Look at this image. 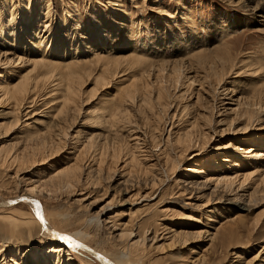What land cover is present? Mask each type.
I'll list each match as a JSON object with an SVG mask.
<instances>
[{"label": "rangeland", "instance_id": "374dc122", "mask_svg": "<svg viewBox=\"0 0 264 264\" xmlns=\"http://www.w3.org/2000/svg\"><path fill=\"white\" fill-rule=\"evenodd\" d=\"M240 1L242 0H0V7L2 6L4 12L0 14V27L3 24V26L8 25L7 22L12 20L13 29H16L13 30L12 37L3 36L5 32L0 34L2 35L0 37V84L6 80L9 83L15 81V78L9 74L11 69L18 71L20 75L33 68L26 62H18L19 60L16 59L10 63L12 54L10 52L6 54L4 51L6 49L3 43H7L6 40L9 38H15V33L18 34L19 29L26 28L25 31H27H24L26 38L21 43L23 48H19L23 51L34 52L38 46V53H53L59 59L56 60L58 62L62 59L58 57H61L63 50L68 52L64 57L73 55L77 57L64 68L36 67V70H33V73L29 75L31 79H34L32 81L34 86L28 87L31 93L27 89L24 93L22 92L25 95L29 94L26 95L25 100L27 103L32 102V105L25 104L18 109L12 105V101L4 102L0 98L1 154H7V150L10 153L20 152L25 143L27 145L31 140L30 135L34 137L36 134L41 135L46 132L48 130L46 124L50 126L52 121L59 122L60 127L73 124L63 149L45 158L38 156L33 164H26L24 167L21 164H11L10 161L1 163L2 155L0 154V194L8 197L19 195L24 192L25 186L38 185L39 179L45 180L56 171L71 166L75 158L83 157L81 163L85 165V169L83 166L84 172L81 179L83 186L81 184L80 188L86 189L84 188L80 196L77 194L72 199L79 200L85 196L87 198L88 195L86 203L93 201L98 208L111 201V206L103 217L108 227L114 222L113 225L117 228L125 226L131 228L128 226L130 224L131 226L134 224L136 228L135 224H140L143 228L155 229L159 235L157 234L158 241L152 244L153 248L150 247L152 248L149 261L151 264H190L199 257L201 252L205 253L209 249L210 238L215 234L213 229H216L219 239L214 245L216 254L212 246V264H263L264 192L261 190L260 193L257 192L255 196L258 198H253L255 201L252 199L254 202L247 203L246 197L257 186L260 178L258 174L263 173L264 170V111L259 116L252 113L253 122L252 120L247 122L246 118L244 119L239 113L243 107H236L237 104L233 100L239 98L240 101H264V0H255V3L263 5L260 13L251 10V7H244ZM11 5V10L17 16L15 20L9 15L13 13L9 12ZM24 15L27 16L24 17ZM20 17L24 19L20 20ZM3 20H5L4 23ZM33 36L35 39L32 43L30 39ZM201 43L205 44V47L211 44L216 45V55L229 58L234 63L232 68L223 66L224 78L221 80L225 88L233 89L236 94L234 93L233 100H228V97H218L215 103L217 108L212 115L211 128L206 125L204 119V116L210 112V105L206 104L210 99L207 87L201 88L195 83L186 94H181L183 91L174 93L172 88L169 89L174 93L171 92L172 96L176 98L173 99V108L171 107L168 111L155 110L153 116L144 120L142 114L136 115L132 112L129 124L132 128L126 124L115 123L114 116H109L107 112L106 101L109 102L112 98V102L117 103L116 90L119 88V81L124 78H119L120 75L116 78L110 75L100 77L102 73L98 69L97 61L91 58L92 53L104 55L105 52L112 51L117 55H123L137 49L149 60L156 55L166 58L165 60H175L190 49L196 54L202 47ZM64 45L65 49H63ZM58 47H63V50H58ZM45 48H47L46 51H44ZM3 52L4 55H2ZM83 54H88L90 57L86 60ZM22 55L24 61L32 57L29 54ZM203 57L205 60L210 57L209 52L204 51ZM117 65L116 67L123 66V64ZM197 90H199L198 93H196ZM75 92L77 95L74 94ZM198 96L201 100L196 102L195 98L198 99ZM184 104L188 106L190 114L186 116L179 114L178 117L175 109L177 108V111L178 108L182 109ZM73 108L75 114L72 115ZM25 112L30 115L23 116ZM63 112H67L66 115L74 117L75 120L72 117H68V121L67 117L63 119V116H66ZM170 114L172 116L175 114L179 119L175 116L172 121ZM59 117L61 122L57 120ZM16 118L18 120L14 122ZM192 119H198V125L207 136L205 135V138L195 144H190V148L183 149L176 143L175 138L184 129L189 128ZM170 123H173L172 127H169ZM248 125L250 127L247 130L244 129ZM169 130L172 134L168 138L170 143L167 145ZM108 134H114L113 138L118 139V142L122 144V152L116 163L108 158L110 157L108 154L100 158L98 151L89 150L87 155L82 154L84 153L82 142L96 136L93 140L97 142L100 140L99 143H101V140L107 137L111 139L114 136H106ZM97 142L94 146L98 150ZM236 148L262 152L261 156L253 158L250 156L251 152L241 154ZM131 154L135 155L139 166L134 168L132 165L126 166ZM233 162L236 164H232ZM111 163H113L112 166ZM257 165H261L258 168L259 171L257 170L259 173L251 177L254 179L244 183V192L236 190L242 182V176L235 180V185L229 191L220 185L214 188L216 183L211 180L212 178L214 180L216 176L222 174L236 177L248 173L247 170L249 173L255 172L254 167H258ZM110 167L114 168L116 174L131 175L132 182L123 184L119 177L115 181H108L106 175L111 173ZM89 169L92 171L90 176L86 173L87 170L90 171ZM200 169L202 170L200 177L204 179L199 178V182L202 180L205 182L207 179L211 182L207 184V181L202 189L192 188L189 183L197 180L195 171ZM94 171L98 172L95 174ZM97 174L98 177H96ZM132 175H135V178ZM87 179L90 180L88 182H91V187L89 183H86ZM153 179L156 184L151 186L149 182ZM95 181L100 183L95 184ZM102 190L107 191L108 198ZM137 192L140 193L135 194ZM145 193L148 194L146 195L148 198L144 197L141 200ZM236 194L237 196L243 194L240 203L234 201ZM45 195L47 193L42 191L34 200L38 208L48 215L58 210L72 219L70 223L59 224L62 233L66 234L80 227L83 219L81 208L70 204L71 201L60 200L59 202L56 198L50 199ZM256 201L257 204H255ZM20 203L15 206V209L20 213H26V206L23 202ZM165 210H168V213L162 212ZM4 223L8 226V223L0 218V227ZM49 225L53 228L50 223ZM180 230L194 235L197 234L195 232H201L200 235H202H197L198 237L195 235L193 241L180 245L179 241L176 243L172 238V231L177 233L181 232ZM2 233L0 232V244L4 245L3 249L14 250L15 254L17 250L27 249V244L22 242L26 240L27 235L20 237L21 241L11 242V240H3ZM106 233L105 230L101 231L100 237L86 239L85 242L88 240V245L92 248L108 252L112 248L109 243H101L102 238L107 237ZM226 238L229 239L226 240ZM222 240L223 243H221ZM172 241L175 243L174 246ZM156 247L159 250H156ZM191 250L194 251L193 254L190 253ZM72 263L79 262L73 259Z\"/></svg>", "mask_w": 264, "mask_h": 264}, {"label": "bare ground", "instance_id": "6f19581e", "mask_svg": "<svg viewBox=\"0 0 264 264\" xmlns=\"http://www.w3.org/2000/svg\"><path fill=\"white\" fill-rule=\"evenodd\" d=\"M240 2H242V5L246 8L251 7V10H253V11H256L258 13H260L262 11V6H263V5H261L262 3H255V0H242ZM11 8H12V5L9 6V9H10L9 12H13V13H10L9 15H11L13 20H15V19H17V16H16V13L11 10ZM2 10L3 9L1 6L0 7V14H2V12H3ZM3 14H4V12H3ZM26 16L27 15H24V17H26ZM19 19L23 20L24 18L21 19V17H20ZM4 22H5V20H3V23ZM12 22H13L12 20L7 22L8 25H6V26H3L4 24L1 25L0 34L2 32H5V34H3V36L4 35L5 36L7 35L8 37L14 36L13 30L15 31L16 29H13ZM21 23H23V22H21ZM22 28H23V26H22ZM25 29H22V30L19 29L18 34L15 33V38L14 37L9 38L8 40H6L7 43H3L4 44L3 46L6 49V50H4L5 53L7 54V52H10L12 54L11 55L12 58L10 59L11 62L9 61L10 63L14 62L13 59H16V60H19L18 62H22V63L26 62L29 66L33 67L30 71L21 73L20 75H19L18 71L11 69L9 74L12 78H15V81L12 82V79H11L12 83L7 82V80L3 81V84L1 83L2 87H0V92H1L0 98L3 99L4 102H5V100H7V102H8V100H10V102L12 101L13 102L12 105L18 107V109L19 108L21 109L23 107V105H25V104H31L32 103V102L27 103V100H25L26 95L28 93L25 95V94H22V92L24 93V91L26 89L28 91L29 90L28 87H30L31 85L34 86V84H32V81L34 79L33 78L31 79V77L29 75L31 73H33V70H36V67L64 68L69 63L71 64V61L73 59H77V57L75 55L64 57V55L68 53L67 51L63 50V49H65L66 43L63 46L64 48L63 47L57 48L60 51L63 48L62 49L63 51H61L62 52L61 57H58V58H62V59H60L59 62L56 61L59 59H57L56 58L57 56L53 55V53H51V54H46L45 52L38 53L39 51L37 52V48H38L37 45H36L37 46L36 51H34V52H32V51L26 52V50L23 51V50L19 49V48H23L21 46L22 45L21 43L26 38L25 32H27V31H25ZM226 33H228V32H226ZM1 36L2 35H0V37ZM34 39H35V36H33V38L30 39V42H32V40H34ZM36 43H37V40H36L35 44ZM204 45L201 43L200 46H202V47L198 50V52L196 54H194L193 50L190 49L188 51H185L183 54H181V57H179V59H175V60H170V59L165 60L166 58H160L157 55L154 56L152 58V60H149V59L145 58L144 55L140 54L137 51V49L131 50L130 53L129 52L124 53L126 55H124V54L123 55L122 54L117 55V54L113 53L112 51L105 52L104 55H100V53H96V52L92 53L91 58L97 61V64L99 65L98 69L100 70V73H102L100 75V77H103L104 75H110V77L116 78V77H119V75H120L119 78H124L121 81H119L120 85H119V88L116 90V92H117L116 94H118L117 103L114 104V102H112V98H110L109 102L106 101V103H108V105H106V107L108 109L107 112H108L109 116H111V115L114 116L113 120L116 121L115 123H118V125L119 124H124V125L126 124L127 126L131 123L130 117L132 115V112H134L136 115L142 114L143 120H144V118L149 119L151 116H153L155 110L156 111L159 110L158 112H160L161 110H164L163 112H165V111H168L172 107V103L174 102L173 99H175L176 97L172 96V94H171L172 91L170 92L169 89L171 90V88H172L174 90L173 91L174 93H175V91H177V93H179L180 91H183L181 94H186L190 88L192 89V85L195 83V84H198L197 86H199L201 88H204V87L208 88V89L206 88V90H208L210 99L206 104L210 105V108H209L210 112L207 113L208 115L204 116V119L206 121V125H208L209 128H211V122H212V118H213L212 115H214V110L217 108L215 103H217L216 100L218 99V97L223 96V98L228 97V100H233L232 98L234 97V93L236 94V92H234L233 89L229 90V89L225 88L222 84L223 80H221V78H224L223 77L224 72L222 69L223 66L225 65L228 68H232L234 66V63L231 60H229V58L218 57L216 55L217 54V46L216 45H212V44L208 45L207 44L208 46H206V47ZM46 49L47 48H45L44 51H46ZM204 51L209 52V54H210V57H207L208 60L207 59L205 60V58H204L205 56L203 57ZM5 53L3 52L2 55H4ZM70 53H72V52H70ZM22 54H29V55H32V57L27 58L24 61V60H22V58H23ZM84 54H83V58L87 60V58L90 57V55H88V54L84 55ZM117 64H123V66L116 67V66H118ZM190 75H192V76H190ZM60 78H62V77H60ZM109 83H111V81ZM30 88H32V86ZM77 90H78V88H77ZM199 90H197L196 93H198ZM30 91L31 90H29V92ZM72 92H74V91L72 90ZM74 94H76V92ZM181 97H180V99L183 98V97L182 98ZM1 99H0V101H1ZM28 99L30 101V98H28ZM195 99H196V102L201 100V99H199V96H198V99L197 98H195ZM202 100H203V98H202ZM233 101L236 102V104H237L236 107L237 106L239 108L243 107L242 111L240 109L241 112L238 109H236V110L242 114L241 116L244 119L246 118L245 120L247 122H250L252 120V118L254 117L253 114L256 113L259 116V114L261 115V113L264 111V101H262V100H259L256 102H250V101H245V100L240 101L238 98V100L235 99ZM69 102H71V99H69ZM207 108H208V106H207ZM61 109H64V108H61ZM10 110H12V109H10ZM69 110L70 109L68 108V111ZM12 111H14V110H12ZM188 111H189V108L187 105H185L184 107H182V109L178 108V111L176 108L175 114H176V112H178V117H179V114L180 115L184 114L186 116V115L190 114V113H188ZM207 111H209V110H207ZM237 111H236V113H238ZM28 112L30 113V111H28ZM74 112L75 111L73 108L72 115ZM29 113L25 112V115H23V116H28ZM59 113H60V111H59ZM236 113H235V117L237 116ZM63 114L66 115L67 112L66 113L63 112ZM175 114L173 116L170 114L171 120L173 118H175V116H176ZM64 117H67V121H68V117L71 118L72 116L70 117V116L66 115V116H63V119H64ZM178 117L176 116V118H178ZM72 118L74 119V117H72ZM75 118H76V116H75ZM17 120H18V118H16L14 122H17ZM57 120L60 121V117ZM69 120H71V119H69ZM253 120H252V122H253ZM257 120H258V118H257ZM145 121H147V120H145ZM63 122H64V120H63ZM66 123H68V122H66ZM256 124H257V122H256ZM59 125L60 124L57 121H54V122L52 121L50 126L46 124V126H48V130L44 133H41V135L36 134L34 137H31L32 135H30L29 137L31 138V140L29 141V143H27V145L25 143L24 147H22L23 149L18 153H16V152L10 153V152H8V150H7V154H3V153L1 154L0 153L2 155V158L0 156V158L2 159L1 163H4V162L6 163V162L10 161L11 164L15 163V164H21L22 166H24V165L26 166V164L35 163L38 156L41 158H43V157L45 158L47 156H50L51 154L59 152L60 150L63 149L64 144L67 141L66 139H69L68 134L71 131V126H73V124L71 126H65V127L64 126L60 127L61 125L60 126ZM115 125L116 124H114V126ZM249 125L251 126L250 123H249ZM249 125L244 127V129L247 130V128L250 127ZM172 126H173V123H170L169 127H172ZM121 127H122V125H121ZM129 127H131V126L129 125ZM49 128H51L52 130L54 128V130H53L54 132ZM116 128H118V127H116ZM72 129H73V127H72ZM117 131H119V130H117ZM171 134L172 133L170 130L167 131V141L169 140L168 138L171 137ZM112 135H114V134H111V135L108 134L106 136H112ZM205 135L207 136L206 132L201 130V127L198 125V119L197 120L194 119L193 121H191L189 123V128L187 127L186 129H184L183 132H181V134L179 133L178 137L175 139H176V143L178 145H181L183 147V149H188V148H190V144H195V143L199 142L201 139L206 137ZM94 137H96V136H94ZM113 137H115V135L112 136L111 139H108V137H107V138L101 140V143H99L100 140H98V142H97V141L93 140V138L89 137L91 139H88V140L82 142L84 144H81L82 149L84 151V153H82V154L83 155L86 154L89 150H92L93 152L98 151L100 158L102 156H106L108 154L110 156L108 158H110L111 160H114V163H116V161L119 159V156L122 152L121 151L122 150V144L118 142V139H115ZM27 139H28V137H27ZM94 141L97 142L96 148H98V150L95 149V146H94L95 142ZM169 143H170V141L167 142V145ZM169 149H171V148L169 147ZM171 150L173 151V149H171ZM236 150L241 152V154H250V152H251L250 156L253 158H257L258 156H261V152H262L261 150L251 151L250 149L245 150V149H240V148H236ZM9 151H11V150H9ZM244 151H246V152H244ZM78 155H80V154H78ZM94 156H96V155H94ZM81 159H79L77 157L74 159L75 160V161H73L74 163H72V165L70 164L71 166L67 167L66 169L59 170L58 172L56 171L57 173L55 172V174L50 175L45 180L39 179L37 181L38 185L36 184V185L25 186L24 188H26V189L24 190L23 193H21L19 195H16L14 197H8V196H4V195L0 194V218L3 222L8 223V226H5V223H4V225L2 227H0V232H3L2 234L4 236L3 240H11V242L12 241L17 242V240H19L20 237L27 235L26 240L22 241V242H25L27 244L26 245L27 249H24L22 251L17 250V253H18V254L16 253L17 255L15 254L14 250L3 249L4 245L1 246L2 243L0 244V264H73L72 263L73 259H75L79 262L77 264H147V262L150 261V256H152L151 252H152V248H153L152 244H153V242L158 241V236H157L158 233H157V231H155V229L153 230V229L147 228V227L143 228L140 224L139 225L135 224L136 228L134 227V224H133V226H131V224L128 225L131 228H127L125 225L124 226L126 228L125 227L121 228L119 226H118L119 228H117L116 226L113 225L114 222L110 223V226L108 227L106 225L107 222L104 221L103 217L106 214L107 209L109 210V207L111 206V204H110L111 201L107 202L102 207L98 208L96 205H94L93 201H92V203H86V202H88V199H87L88 195L86 193L85 194L87 195V198H85L86 197L85 196L83 198L80 197L81 199H79V200L72 199L77 194H78L77 196H80V193L85 188V187L80 188V185L83 183V182L81 183L82 175L84 172L83 166L85 169V165H82L83 163H81L82 162ZM103 160H102V163H103ZM174 160H172V162ZM138 162L139 161H137V159L135 158V155L131 154L129 161H128V165L126 164V166L132 165L134 168L136 166H139ZM232 164H236V163L233 162ZM112 165H113V163H111V166ZM257 166L258 167H254L255 172L249 173V170H247L248 173L242 174L240 176L237 174L238 176H236V177L235 176L234 177L229 176L228 174H222V175L216 176L214 178V180L212 178L211 180L216 183L215 184L216 186L214 188H217V185H220V187L222 186V187H224L225 190L227 189L229 191V189H231L233 187V185H235L234 184L235 180L242 176L241 177L242 182H240V185L237 186L236 190H238V191L242 190L243 191L244 183L246 181H249L250 179H254L251 177L254 174L259 173V172H257V170L259 167H261V165H257ZM63 168H65V167H63ZM133 168L132 169L130 168V169L133 170ZM17 169L19 170V168H17ZM96 170H98V169H96ZM109 170L111 171V173H107V175H106L107 176L106 179L108 181H115L117 179V177H119L118 179H120L123 184L132 182V180H131L132 178H130L131 175L128 174V176H126V175L116 174L114 172V168H111V167L109 168ZM91 172H92L91 170L89 172L87 170L86 173H88L90 176ZM96 172H98V171H94L95 174H96ZM102 174L103 173H101V175ZM195 174L197 175L195 177V178H197V180L189 183L192 188L195 187L198 189L199 188L202 189L203 187L206 186L207 181H208L207 184H209V181L211 182V180H208V179H207V181L205 180V182L203 180H202L203 182L202 181L199 182V180H198L199 178L204 179V178L200 177V174H202L201 169L196 170ZM258 175L260 177L258 179L259 183L256 181L258 183L257 186L254 188V190H252V193L250 192L251 194L249 193L248 197H246V198H248L247 203H248V201L249 202H252L253 200L255 201V199H253V198H258L255 196V194L257 192H259L260 190H261V192H264V170H263V173L261 172ZM86 176H88V175H86ZM134 176L132 175L133 178H135ZM96 177H98V174ZM157 179H159V178H157ZM147 180H150V179H147ZM155 180H156V178H155ZM88 181H90V180L87 179L86 183H89ZM98 181H99V179H98ZM98 181L97 182L95 181L96 182L95 184H97V183L99 184L100 182H98ZM147 182L148 181H146V183ZM122 183H121V185H123ZM149 183L151 184V186H154L156 184L154 179L151 180ZM149 183H147L146 185H148ZM89 185H90V187L92 186L91 182L89 183ZM136 185H137V183H136ZM258 185L260 187H258ZM82 186H83V184H82ZM122 188H123V186H122ZM128 188H129V186H128ZM149 188H151V187H149ZM107 189H110V188H107ZM126 189H125V191H126ZM129 189L131 190V188H129ZM139 189H141V188L139 187ZM122 190H121V192H122ZM194 190H196V189H194ZM42 191H45V193H47V195H45V197H47V198H50V199L56 198L59 202H60V200L65 201V202L71 201L70 204L76 205L77 207L81 208L82 209L81 211H83V217H82L83 219L81 221L80 227L76 228L73 231H70L69 233H67V232H66V234L62 233L61 228H60L61 226L59 227V224L60 223L61 224L62 223H70V222H72V219L70 218L69 215H65L63 213H60L58 210L56 213H55V211H53V213L51 214L52 216H51V215L45 214L42 209L38 208L36 206L34 200L37 199V197H39L38 195L41 194ZM102 191H103L104 195L107 194V191L106 192H104V190H102ZM138 191H140V190H138ZM124 192H122V193H124ZM128 192H129V190H128ZM131 192H132V190H131ZM138 193H140V192H137L135 194H138ZM83 194H84V192H83ZM237 194L235 196L234 201H238V203H240L242 201L241 197H243V194L238 195V196H237ZM146 195H148V194L145 193L143 198L141 197V195H140V197L139 196H137V197H139L140 199L142 198L141 200H143L144 197L148 198V196H146ZM19 196L23 197V201H20V202H23L24 205L26 206V208H25L27 211L26 213L25 212L20 213L15 209V206L20 202H15L13 204L8 203L9 200H11L15 197H19ZM106 196H104V197H106ZM106 198H108V196ZM112 198H114V197L112 196ZM94 200H96V199H94ZM255 204H257V201L255 202ZM52 209H54V208H52ZM167 211L168 210H165L162 212H167ZM169 213H170V211H169ZM49 223L52 225L53 228L50 227ZM263 227H261V228L263 229ZM104 230L107 231V233L105 234L107 237H103L101 240V243H104V242L107 244L109 243V246L112 247L110 251H108V252L104 251V250L102 251V249H100V251H99L97 248H96L97 249L96 250L95 248H92L91 246L88 245V242H87L88 240L86 241L87 243L85 242L86 239H91L93 237H100V232L101 231L104 232ZM213 230L215 231V234L210 238L209 249L205 253H204V251L201 252L199 254V257L197 259H194V261L190 262V264H212V246L214 249L215 242H216V240L219 239V237H217L218 233H217L216 229H213ZM115 232H116V234H115ZM172 232H173L172 238L174 239L173 241H176V243H177V241H179L180 245L189 243L190 240L193 241V239H195L194 236L200 235V233H201V232H195L197 234L194 235L191 232H190L191 233L190 234L185 230L184 231L182 230L181 232H177V233L174 231H172ZM223 234H226V233H223ZM221 236H223V235H221ZM233 236H234V234H233ZM61 237H71V241L62 240V239H60ZM223 237H221V238H223ZM225 237H227V236H225ZM227 239H229V238H226V240ZM19 241H21V240H19ZM173 241H172V243H173ZM172 243L170 242V244H172ZM221 243H223V240ZM174 244L175 243H173L172 246H174ZM218 244H219V242H218ZM76 245H81V246L77 247ZM151 246H152V248H150ZM220 248H221V246H220ZM150 249H151V251H150ZM156 250H159V249L156 247ZM214 251H215V249H214ZM216 251H215V254H216ZM89 252H91L93 254H91ZM190 253L193 254L194 251L191 250ZM14 254H15V256H14ZM153 254H154V252H153ZM215 254L213 255L214 257H215ZM151 261H153V260H151ZM217 264H219V263H217ZM260 264H262V263H260Z\"/></svg>", "mask_w": 264, "mask_h": 264}, {"label": "water", "instance_id": "95a60500", "mask_svg": "<svg viewBox=\"0 0 264 264\" xmlns=\"http://www.w3.org/2000/svg\"><path fill=\"white\" fill-rule=\"evenodd\" d=\"M20 201H23V197H22V196L15 197V198L9 200L8 203L13 204V203H15V202H20ZM89 253H91V252H89ZM91 254H93V253H91Z\"/></svg>", "mask_w": 264, "mask_h": 264}, {"label": "snow or ice", "instance_id": "6c2138e0", "mask_svg": "<svg viewBox=\"0 0 264 264\" xmlns=\"http://www.w3.org/2000/svg\"><path fill=\"white\" fill-rule=\"evenodd\" d=\"M60 239L65 241H71V237H61ZM77 247H80L81 245H76Z\"/></svg>", "mask_w": 264, "mask_h": 264}]
</instances>
